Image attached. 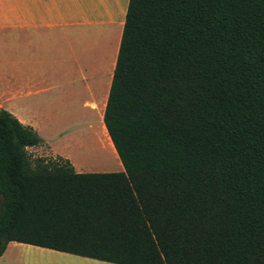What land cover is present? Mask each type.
Masks as SVG:
<instances>
[{
	"label": "trees",
	"instance_id": "1",
	"mask_svg": "<svg viewBox=\"0 0 264 264\" xmlns=\"http://www.w3.org/2000/svg\"><path fill=\"white\" fill-rule=\"evenodd\" d=\"M102 122L122 172L0 110V256L264 264V0H128Z\"/></svg>",
	"mask_w": 264,
	"mask_h": 264
},
{
	"label": "crops",
	"instance_id": "2",
	"mask_svg": "<svg viewBox=\"0 0 264 264\" xmlns=\"http://www.w3.org/2000/svg\"><path fill=\"white\" fill-rule=\"evenodd\" d=\"M127 3L0 0V110L42 140V147L28 149L34 156H59L76 173H96L107 166L108 145L122 171L102 116ZM37 257L111 264L15 242L6 245L0 264Z\"/></svg>",
	"mask_w": 264,
	"mask_h": 264
},
{
	"label": "rangeland",
	"instance_id": "3",
	"mask_svg": "<svg viewBox=\"0 0 264 264\" xmlns=\"http://www.w3.org/2000/svg\"><path fill=\"white\" fill-rule=\"evenodd\" d=\"M70 127H72V126H70ZM71 130L73 131L74 129L73 128H71ZM103 135V134H102ZM103 138H104V140L106 141V137L103 135L102 136ZM107 147H108V149L110 150V154H109V157H107V158H109L108 159V161H107V166L106 167H101L100 169H94L93 171H96V173H101V172H120V171H117L116 170V168H115V157H114V155L113 154H111V149H110V147L107 145ZM41 151H42V153H44V154H46V149H44V148H42L41 149ZM33 154V153H32ZM34 155V154H33ZM94 156V155H93ZM92 155L91 154H89V156H87L86 158L87 159H91V160H93L92 158ZM118 161V160H117ZM121 170H122V167H121ZM122 172V171H121ZM28 263H30V264H71V263H68V262H64V261H59V262H57V261H53V260H47V259H44V258H39V257H37V258H30V261L28 262ZM77 264H82V263H77Z\"/></svg>",
	"mask_w": 264,
	"mask_h": 264
}]
</instances>
